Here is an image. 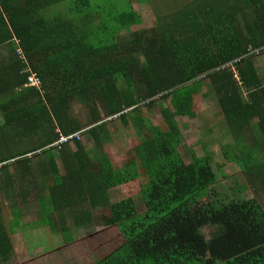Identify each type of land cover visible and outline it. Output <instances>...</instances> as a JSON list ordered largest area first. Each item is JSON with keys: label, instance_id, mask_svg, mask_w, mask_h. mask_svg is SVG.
I'll use <instances>...</instances> for the list:
<instances>
[{"label": "trees", "instance_id": "obj_1", "mask_svg": "<svg viewBox=\"0 0 264 264\" xmlns=\"http://www.w3.org/2000/svg\"><path fill=\"white\" fill-rule=\"evenodd\" d=\"M139 1L0 0V191L13 201L22 188L40 202L51 192L52 204L110 208L100 223L117 226L125 243L98 264H264L263 206L255 197L216 194L211 157L191 152L185 159L177 121L195 117V95L210 85L220 121L241 150L229 159L264 181V81L256 58L239 63L238 74L210 73L264 44V0H174L169 12L157 10L165 14L157 32L132 33L144 21ZM207 73L208 80L199 78ZM35 74L41 84L33 86ZM75 102L87 122L73 112ZM157 105L167 130L143 112ZM118 116L140 135L123 168L107 145L108 120ZM253 127L260 140L249 149ZM74 133L92 138L94 149H85L83 137L54 148L61 134ZM60 158L71 161L63 177ZM118 188L125 197L112 202ZM7 215L0 201V259L13 251Z\"/></svg>", "mask_w": 264, "mask_h": 264}, {"label": "rangeland", "instance_id": "obj_2", "mask_svg": "<svg viewBox=\"0 0 264 264\" xmlns=\"http://www.w3.org/2000/svg\"><path fill=\"white\" fill-rule=\"evenodd\" d=\"M172 1L174 0H140V4L137 9L138 12L142 14L144 21L143 24L133 27L132 33H134V31H147V33H151L153 30L157 32L160 27V17L165 15L162 14V16L160 15L159 17L157 10H160L161 8L169 12L171 8L166 9L165 7L169 6ZM124 34L126 35V32ZM1 54H4V52L0 50V55ZM242 59L243 58L239 57L236 61ZM256 60L258 59H255V62ZM220 69L221 65H218L211 71L216 72ZM235 72L238 74L236 70ZM208 75L209 73L202 74L199 78L201 80H208ZM211 90V86L206 85L202 87L198 94L195 95V117H177L178 126L181 134L183 135V147L181 148L182 155L184 153V157L188 156L185 159L189 162L192 160L191 152H195L197 156L200 157L209 155L211 157L212 166L219 176V183L215 186L216 194L220 193L225 195L227 190L232 197H255L264 209V181L252 179L246 169L242 167L241 163L229 159L234 157V152L241 153V150L238 148V145L235 144L236 141L234 137L228 134L229 130L227 131L221 123L220 113L215 105L216 98L211 95ZM208 91H210L209 95L205 96L204 94ZM72 110L81 120L87 122V111L81 104L75 102L72 106ZM143 112L146 116H148L149 120L151 119V124L159 125L165 130L168 129L167 123L158 109V105L156 107L143 106ZM108 126L111 133L110 139L107 140V145H109L110 152L112 153V159L116 163V167L123 168L126 163V154L132 152L133 149L140 143V135L133 125L124 124L123 121L119 119V116L111 117L110 120H108ZM253 128L248 132L247 137V147L249 149L252 148L253 144H256V141L260 140V137L254 139V134H256L257 130ZM82 137V143L84 144L85 149H94L95 141L92 138L91 140L88 139L87 136ZM3 150L4 144L0 143V155L4 153ZM100 152L102 154L109 153L105 147ZM221 166L223 167L222 172L220 171ZM224 174H227V176ZM140 184L141 180H138L134 184H131L133 186H128V193L130 188L135 191L136 185ZM125 193L124 188L118 189V192L113 193L114 201H118L123 198ZM2 194L3 192L0 191V201L4 206L6 213L9 214L5 216L6 218L4 221L6 226H10L14 235L16 233L19 234L18 236L15 235L13 242L16 249L19 253H21L18 256V258H20V262H7L4 264H43L41 262L43 257L40 258L38 256H34L38 249L41 250L40 253L38 252L40 255L57 250L72 241L74 236L79 239L88 234H92L91 237L96 239V244H98L87 247L83 250H76L74 248L70 251L67 248V252L70 255L78 256V258L81 259V262H78V264H83L84 259L87 262L91 260L93 263H99L103 260V257L108 256L113 250L116 251L123 243H125V240L117 226H112V228H108L106 226L104 228L105 225L100 223V221L104 218V211L111 212L110 208H100L99 210L94 211L92 214V221L94 222L91 223L92 226L79 229L75 227L74 223H70L72 224L70 233H67L66 230L62 233L61 230L57 231L54 226L55 222L60 224L62 223L59 221V207H55L53 205H60L66 209H70L71 204L68 201L61 200L57 204L45 201L43 206V218L40 220H31L27 215V211L19 206H16V209L18 210L15 215L12 209H10L13 201L10 197H4ZM133 195H135V201L139 211H144L145 205L142 202L143 200L141 199V196L136 194V192H133ZM19 201L20 200H18V202ZM205 201H210V199L206 198ZM3 215L6 214L3 213ZM83 225L86 226L85 224ZM213 229L214 228L212 227L206 228V233L209 238ZM59 250L62 256L61 261H65L63 259L69 258L70 255L65 254V248H61ZM26 253L30 254L29 258L26 256ZM59 258L60 257H55V261ZM53 264H56V262Z\"/></svg>", "mask_w": 264, "mask_h": 264}, {"label": "crops", "instance_id": "obj_3", "mask_svg": "<svg viewBox=\"0 0 264 264\" xmlns=\"http://www.w3.org/2000/svg\"><path fill=\"white\" fill-rule=\"evenodd\" d=\"M221 1L223 2V0H220L219 2H221ZM257 59L258 60H256V62H255L256 69L259 71L258 73H260V75L264 81V56L257 58ZM215 105L217 107V100H216ZM219 115L221 117V120H224L223 114L220 113ZM70 163H71V161L70 162H64L63 159H61V158L56 160V165L58 168L57 171L62 177L64 176V173H66L65 168ZM118 189H122V188H118ZM118 189H115V190L110 192V197H111L112 202L117 201V200L114 201L113 193L118 192ZM12 196H13V199L15 201L12 200L13 202L10 206V209H12L13 205L24 208L27 211V215L31 220H36V219L39 220V217L43 212V202L44 201H50L52 203V200L50 197L51 196H52V198L56 197V196H53L51 192L44 193V195H42L44 199L42 202H40L39 200L41 198L36 199L35 197L31 198L30 196H24L22 188H19L18 190H16L12 194ZM123 197H125V196H123ZM121 199H119V200H121ZM18 200H20V201L18 202ZM53 204H57V203L54 202ZM53 206L59 207V214H60L59 215V221L62 224L55 222L54 226H55V229L57 231L61 230L62 233L64 230H66L67 233H70V228L72 227V224H70V223H74L75 227L79 228V229H84V228H88V227L92 226L91 223H94L92 221V214L94 213V211L99 210L100 208H103V207H95L87 201H85L83 203H74L73 201H71L70 209H66L65 207L60 206V205H53ZM66 214H68L69 216H66ZM96 223H98V222H96ZM83 224H85L86 226H84ZM106 226L108 228H112V226H110V225H105L104 228ZM120 233H121V231H120ZM15 235L18 236L19 234L16 233ZM15 235L13 233H11L9 235L10 240H11V244H12V249H13V251L11 252V255H9L10 253H7V254L3 253L5 257L0 259V260L12 262V263L20 262V258H18V256L21 253H19V251L16 249L15 244L13 242ZM75 235H76V231H75ZM91 236H92V234H88V235L84 236L83 238H79V239L75 238V236H74L72 241L68 242L67 245H65L61 248H65V252H66L65 254L70 255L67 252V248L70 251H72V249H74V248L76 250H83L87 247H91L93 245H98V244H96V239H93ZM124 240H125V238H124ZM84 243H86V244H84ZM123 244L121 245V247L123 246ZM61 248H59V249H61ZM59 249L54 250V251H50L48 253H44L42 255L39 254L41 250L38 249L36 251V253L34 254V256L35 257L38 256L40 258L43 257L41 260V262L43 264H53L54 262H56V264H78V262H81V259H79L78 256H72V255H70L68 259H63L65 261H61L62 256L60 254ZM114 252L115 251L113 250L108 256H110ZM26 256L29 258L30 254L26 253ZM108 256H106V257H108ZM55 257H60V258L57 261H55ZM106 257H103V260ZM29 261H30V259H29ZM83 264H98V263H93L91 260L89 262H87L84 259Z\"/></svg>", "mask_w": 264, "mask_h": 264}, {"label": "built area", "instance_id": "obj_4", "mask_svg": "<svg viewBox=\"0 0 264 264\" xmlns=\"http://www.w3.org/2000/svg\"><path fill=\"white\" fill-rule=\"evenodd\" d=\"M246 54L243 57H240V58H243L242 60L235 61L234 63H230V64H226V65H221V69L218 70V71L227 70V69H232L234 72H235V70L237 71L236 66L239 63H242L243 61L248 60L251 55H253L255 57L262 56L264 54V45L257 46V47L256 46L255 47L250 46V48L248 49V51L246 52ZM212 73H215V72H212ZM30 83L33 86L40 85L41 84L40 77H38L36 74L33 75L30 78ZM74 137L80 138L82 136H81L80 133H74V134H72L70 136H66L65 134H61L60 138L57 141H55L54 148L61 149L62 148V145L64 143H68V141H70Z\"/></svg>", "mask_w": 264, "mask_h": 264}, {"label": "clouds", "instance_id": "obj_5", "mask_svg": "<svg viewBox=\"0 0 264 264\" xmlns=\"http://www.w3.org/2000/svg\"><path fill=\"white\" fill-rule=\"evenodd\" d=\"M263 45H264V44H263ZM256 47H257V46H256ZM263 56H264V54H263L262 56H260V57H263ZM260 57H255V58L257 59V58H260Z\"/></svg>", "mask_w": 264, "mask_h": 264}]
</instances>
